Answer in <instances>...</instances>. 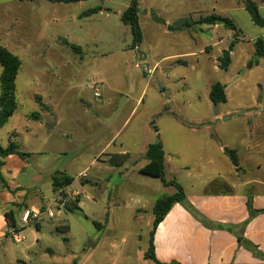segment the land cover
<instances>
[{"label": "rangeland", "instance_id": "374dc122", "mask_svg": "<svg viewBox=\"0 0 264 264\" xmlns=\"http://www.w3.org/2000/svg\"><path fill=\"white\" fill-rule=\"evenodd\" d=\"M130 1L0 0V46L21 61L17 115L1 132L0 144H8V130L30 125L24 117L37 111L38 104L50 111L42 96L52 97L59 124L53 138L39 133L44 140L37 147L44 152L43 160L66 167L76 179L68 192H77L73 199L81 201L82 211L44 217L40 244L25 250L33 241L31 234L16 248L19 254L24 247V253L40 264H153L145 253L154 215L150 207L142 209L139 198L144 201L156 194L161 181L140 174L139 167L146 161L142 155L146 145L158 139L155 130L161 133L166 159L172 162L199 160L203 149L208 152V136L214 131L230 145L249 134L246 119L231 116L222 104L214 108L206 96L209 85L222 79L201 53L209 37L180 28L186 20L173 23L194 10L196 3L139 0L144 43L134 47L130 26L120 18ZM201 2L199 10L204 14H211L213 8L225 11L219 0ZM94 8L100 9L97 14L83 15ZM156 19L173 22L161 26ZM65 41L79 46L82 53ZM187 53L195 55L179 63L166 58ZM174 61L175 69H167ZM36 91L42 96L35 100ZM168 109L193 129L173 131V122L159 114ZM207 123L210 129L201 128ZM18 141L27 147L26 128ZM223 149L219 160H228ZM124 152L126 156L116 159L124 160V165L109 164ZM217 167L214 172L226 178L228 168L222 163ZM62 196L70 200L65 191ZM63 225L68 231L58 229ZM29 228L37 231L32 224L27 234Z\"/></svg>", "mask_w": 264, "mask_h": 264}, {"label": "crops", "instance_id": "0c3cea01", "mask_svg": "<svg viewBox=\"0 0 264 264\" xmlns=\"http://www.w3.org/2000/svg\"><path fill=\"white\" fill-rule=\"evenodd\" d=\"M193 1L197 7L182 14L178 21L165 23L164 20L156 19V22L161 26H167L170 22L177 24V22L186 20L185 23H181L180 28L182 26L188 28L187 30L192 31L195 36L209 37L201 53L206 54L215 70L222 73V79L209 85L206 96L210 99L213 84L218 82L223 84L227 101L222 105L227 107L231 116L246 119L250 125V131L248 135H245V140L233 145L227 141L222 143L214 131L208 136V152L205 153L206 146H203L205 149L202 150L203 154L199 156V160L172 162L165 156L166 178L176 180L183 187L188 201L208 220L209 226H204L181 204H175L156 228L155 256L163 264L173 262L176 264H264L250 251L241 247L236 237V234L240 233V226L247 222L243 231L244 237L264 253V213L250 218L247 206L249 198L252 197L254 210H264V58H257L254 49V43L258 39L264 41V27L254 25L242 0H219V7L225 8V11L213 8L211 14H204L203 10H199V6L204 5L201 2L203 0ZM254 1L264 20V0ZM212 15L218 16L220 20H231L239 30L237 36L226 25L197 23L202 18ZM169 31L173 29L170 28ZM143 43L144 35L140 47ZM209 46H211L210 49H208ZM223 51H229L231 54V64L227 71L219 67V58ZM188 55L194 56L195 53L170 55L166 58L178 59L176 62L179 63ZM176 62L170 63L167 69H175ZM158 64L159 62L154 66L157 67ZM184 64L188 65V62ZM38 92L36 91L33 95L35 100L36 97L42 96ZM47 98L42 96V104L49 107L50 111L42 109L38 104L37 111L24 117L30 125L21 129L8 130L6 132L8 144L6 146L0 144L2 148H6L10 142L15 141L20 151L28 154L25 159L18 155H10L1 159L3 165L0 168V264H40L31 255L24 253V247L19 254L16 248L23 244L31 234L33 241L25 246V250L40 244L42 222L33 224L37 231L29 228L31 230L27 234L28 227L25 228L24 234L27 238L21 244H16L8 237L6 230L12 222L14 224L20 222L21 214L25 210L43 208L58 194L53 187L55 176L61 174L69 176L66 167L43 160L41 157L44 152L37 147L44 140L39 139V133H49L50 138H53L59 124L53 98ZM209 103L216 109L220 105L215 106L211 99ZM216 109L214 112L219 114L220 111ZM34 114L36 117H33ZM159 114L162 117H168L169 121L173 122V131L183 132L193 129L172 109ZM16 115L17 110L9 122L13 121ZM5 126L0 130V135ZM24 128H26L28 141L25 148L18 141L21 132L24 133ZM201 128L208 130L211 125L207 123ZM157 131L156 134L160 137L161 133ZM160 141L165 150L164 139ZM150 144L146 145L142 153L143 158ZM223 147L229 150V153H226L223 149L228 160H219ZM231 151L235 153L237 166L231 160ZM119 154H125V152ZM146 163L147 161L139 167V173ZM221 163L228 168L226 178L214 172L219 168L217 166H221ZM75 180L71 185L63 188V191L69 194V199H73V196L77 194V192H68ZM175 192L174 186H164L161 182L155 191L156 194L150 195L144 201L139 198V204L142 205V209L150 207L153 212V207L160 197L173 195ZM79 207L81 208V203ZM65 214L66 210L60 214V217ZM229 228L233 233L229 231ZM47 251L53 253L54 250L48 248Z\"/></svg>", "mask_w": 264, "mask_h": 264}, {"label": "trees", "instance_id": "16d2710c", "mask_svg": "<svg viewBox=\"0 0 264 264\" xmlns=\"http://www.w3.org/2000/svg\"><path fill=\"white\" fill-rule=\"evenodd\" d=\"M52 3H77L88 0H48ZM244 3V7L246 11L249 13L252 22L255 26L264 27V20L260 15L259 8L257 3L254 0H242ZM99 8L90 9L87 12L83 13L84 16H91L97 14ZM139 0H131L129 7L120 15V18L123 23L130 26L131 34L133 37V46L137 47L141 45L143 42V32L139 23ZM220 19L216 15H212L206 18H202L199 24H211L215 25L216 20ZM226 21V26L234 31L237 34L239 30L235 26V24L228 19H224ZM65 44L68 45L74 52H80L81 48L74 44H70L65 41ZM255 54L257 58H264V41L258 39L254 43ZM231 64V54L229 51H223L222 55L219 58V67L223 71H227ZM0 65L2 67V74L0 77V130L9 122L12 116L15 114L18 103H17V94H16V79L19 74V70L21 67L20 59L10 52L5 47L0 46ZM210 99L212 103L217 106L219 104L225 103L227 101V95L225 91V86L221 83H215L211 87L210 91ZM33 117H36L34 114ZM155 132H158L155 130ZM153 143L150 144L146 153L145 160L147 163L140 169V173L143 175H147L153 178L159 179L164 186H174L176 188V192L173 195H164L160 197L154 207H153V226L149 233V242L148 249L145 253V258L152 261L153 264H163L160 263L155 256L154 249V235L156 228L158 225L164 220L166 215L169 213L171 208L179 203L181 204L194 218L200 221L204 226H209L208 220L202 216L188 201V198L185 194L183 187L176 182V180H168L166 178L165 172V150L162 142L159 137ZM10 155H18L21 158L25 159L28 154L22 153L20 151L19 146L15 142H10L8 147L2 148L0 146V168L3 165L1 159H4ZM125 155H119L115 157V160H111L109 164L111 166L119 167L124 165V160H116L117 158L124 157ZM231 160L235 166H237V159L235 153L231 151L230 154ZM1 177V175H0ZM74 181V178L61 174L59 176H55L53 178V187L55 191L59 189H63L69 185H71ZM80 199H70L66 205V211H70L76 209L78 211H82L79 207ZM248 209L250 211V218H254L258 214L264 213V210H254L253 208V199L249 198L247 202ZM12 222L10 225H13ZM247 225V222L241 225L240 233L236 234L237 240L241 247H244L248 251H250L256 258L262 260L264 262V253L259 250L258 246L247 240L243 231ZM59 230L68 231V226H60ZM229 231L233 233L232 229L229 228ZM171 264H176L175 262Z\"/></svg>", "mask_w": 264, "mask_h": 264}, {"label": "built area", "instance_id": "2783aa9c", "mask_svg": "<svg viewBox=\"0 0 264 264\" xmlns=\"http://www.w3.org/2000/svg\"><path fill=\"white\" fill-rule=\"evenodd\" d=\"M95 96L99 97V93L97 90L95 91ZM85 175L86 174L83 173L81 177H85ZM63 192V189H59L58 194L43 208L25 210L21 214L19 223L8 226L6 230L7 236L10 237L16 244H21L27 238V236L24 234L25 228L29 227L32 224H38L42 222L44 217L54 219L58 215L63 214V211L66 208V204L68 202V200L62 196Z\"/></svg>", "mask_w": 264, "mask_h": 264}, {"label": "water", "instance_id": "95a60500", "mask_svg": "<svg viewBox=\"0 0 264 264\" xmlns=\"http://www.w3.org/2000/svg\"><path fill=\"white\" fill-rule=\"evenodd\" d=\"M216 23L219 24V25H226V21L220 20V19L216 20ZM225 152L229 153V150L225 149Z\"/></svg>", "mask_w": 264, "mask_h": 264}]
</instances>
